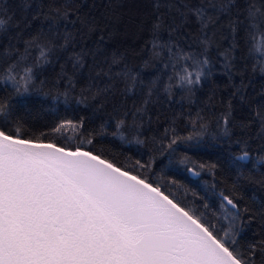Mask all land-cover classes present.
<instances>
[{
    "label": "snow or ice",
    "instance_id": "1",
    "mask_svg": "<svg viewBox=\"0 0 264 264\" xmlns=\"http://www.w3.org/2000/svg\"><path fill=\"white\" fill-rule=\"evenodd\" d=\"M105 7L95 0L90 7L88 0L47 5L0 0V264H264V228L252 240L245 232L257 219L264 225V203L242 206L239 178L219 193V210L207 203L203 210L189 207L151 178L158 156L186 166L193 176L215 173L217 163L176 153L180 145L195 147L206 137L231 143L238 105L247 110L239 126L245 131L255 126L264 140V98L256 99L247 76L249 63L264 75V0H154L147 58H142L144 68L154 69L147 83L143 68L132 67L126 55H109L105 42L113 29L107 14L98 11ZM225 18L232 44L217 49V69L211 49ZM190 23L195 36L184 31ZM241 31L246 55L237 66L232 53ZM216 75L228 78V95L220 114L214 108L210 113L213 135L208 114L215 91L210 88L208 106L201 110L192 108L191 97ZM174 90L189 101V111L174 117L162 136L149 139L147 106L154 96L174 101ZM137 94L142 104L131 108L117 100ZM41 95V103L49 98L53 105L74 103L80 114L26 136L29 98ZM57 134L63 143L49 138ZM103 137L130 153L125 164L94 150ZM236 144L238 154L224 167L242 176L245 164L239 162L250 161L252 154L246 140ZM133 146L145 152L138 158ZM255 163L264 164V155Z\"/></svg>",
    "mask_w": 264,
    "mask_h": 264
},
{
    "label": "trees",
    "instance_id": "2",
    "mask_svg": "<svg viewBox=\"0 0 264 264\" xmlns=\"http://www.w3.org/2000/svg\"><path fill=\"white\" fill-rule=\"evenodd\" d=\"M16 2L19 3L20 0H16ZM33 2L38 3L39 0H33ZM95 2L97 4H105L106 7L100 8L98 11L107 14L113 29L112 38L107 39L105 42L109 55L112 52H119L121 55H126L132 67L143 68L145 83H147V81L151 79V74L154 73V69L152 67H143V59L147 58V51L144 49V45L147 44L151 38V26L154 19L152 4L154 0H112L111 4L108 3V0H95ZM161 2H163V0H161ZM191 2L195 3L198 2V0H191ZM240 2H242V0H240ZM51 3H53V0H45L46 5ZM88 6H91V0H88ZM86 10L87 8H85V11ZM41 22H43V18L36 22L37 26ZM227 23L228 21L226 18L221 20V25H223V27L218 29L215 37L216 44L211 49L212 60L217 69L220 67L217 49H219V51H224L232 44L231 32L227 27ZM184 31L190 33L192 36L197 34L194 23H190ZM163 35L166 37L167 33L165 32ZM242 37L243 32L241 31L239 36V47L232 53V55L235 56V63L237 66H243L245 63L243 57L246 55V50ZM92 39H96V37L93 36L89 39V44ZM70 67L69 65V69ZM59 70V65H56L55 71L59 72ZM247 76L253 81L256 99L259 100L264 98L260 96V90L264 87V75L260 74L258 68L253 72L251 63H249L247 66ZM43 78L44 77H41V79ZM49 78H55L51 70H49ZM234 79L237 83L239 82L238 75ZM213 80L214 82L210 85H204L197 89L191 97V102L193 109L201 110L205 106H208L210 88L215 91L216 95L211 101L208 114L209 129L214 135L216 128L214 117L210 113L214 108L216 115L218 116L220 114L221 100L223 99L226 101L228 95V78L216 75ZM45 91H47V89H45ZM174 91V101H168L167 98L163 96H154L152 102L147 106L148 115L145 116V121L147 122L148 119L151 118V124H145V131L149 139L153 134L162 136L164 128L172 122L174 117H179L182 111H189V101L182 98L179 90ZM249 91L251 92L252 89H249ZM29 99L32 101L29 105L32 109V115L27 121V128L25 130L26 136L38 135L40 132H48L60 119L65 117L75 118L80 114L79 112L73 111V109L79 108V106L74 103L69 105L57 103L53 105L50 98L46 103H41V101L44 100L42 95L32 96ZM117 100L126 104L129 108L132 107L133 103L137 105L142 104V97L139 94L134 97L118 95ZM246 118L247 110L238 105L234 113V127L232 129L233 136L231 137V143L228 142V138L226 137H216L215 140L212 137H206L205 140L196 142L195 147L188 148L185 145L179 146L180 150L176 153L177 158L187 153L193 160L206 164L217 163L219 167L216 169L215 173L204 171L200 176H193L186 170V166H181L174 162L170 163L168 158L158 156L155 174L151 177L152 180L164 186L168 193L173 195L175 199L182 201L189 207L199 210H203V205L205 203L213 205L216 210H219V193L223 190L231 189L232 181L238 178L241 180L242 194L244 195V200L241 201L242 206L246 205L249 208H253L264 203V184L260 183L261 180H264V164L255 163L260 155H264V140L257 137L256 133L258 129L255 126L247 131L239 126L240 121ZM99 124L100 121L97 120L95 126L98 127ZM92 126L91 124L88 125V127ZM182 127L183 125L181 124V128ZM148 128H151L152 131H147ZM66 135L71 134L68 133ZM49 138L56 139L57 142H64L60 134ZM237 139L246 140L252 154V159L250 161L239 162L245 164L242 176L237 170L232 169L229 171L224 167V163L229 156L234 157L238 154ZM229 149L232 151L230 152ZM94 150L105 154L118 164H125L130 155V153L125 152L119 146V141H114L111 137L99 138L98 142L95 143ZM133 152L139 158V156L145 152V149L137 150L136 147L133 146ZM143 158L147 159V156ZM160 160H163V163H160ZM254 163L255 167H253ZM170 180L176 181V184L169 185L167 182ZM192 193H196V196H193ZM253 198L255 199V204L253 203ZM262 228H264V225L257 219L245 229L247 234L246 238L252 240L257 235L262 234Z\"/></svg>",
    "mask_w": 264,
    "mask_h": 264
}]
</instances>
